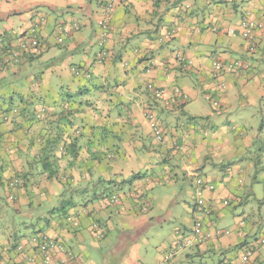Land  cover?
Wrapping results in <instances>:
<instances>
[{"label": "crops", "instance_id": "crops-1", "mask_svg": "<svg viewBox=\"0 0 264 264\" xmlns=\"http://www.w3.org/2000/svg\"><path fill=\"white\" fill-rule=\"evenodd\" d=\"M101 2L0 0V210L15 219L0 228V264H46L35 242L44 235L61 247L48 264H264V0H123L105 30ZM245 19L263 25L249 39ZM28 36L40 47L23 53ZM81 127L93 148L113 150L94 175L99 197L119 202L83 206L85 196L56 215L81 185L63 151L71 136L81 147ZM39 163L60 173L27 182ZM196 177L213 187L203 207ZM197 221L210 239L180 250Z\"/></svg>", "mask_w": 264, "mask_h": 264}, {"label": "trees", "instance_id": "trees-1", "mask_svg": "<svg viewBox=\"0 0 264 264\" xmlns=\"http://www.w3.org/2000/svg\"><path fill=\"white\" fill-rule=\"evenodd\" d=\"M99 5H103V2H101ZM0 51L2 52L1 54H3L4 47L1 46ZM16 63H18V62H16ZM213 74H214V71H213ZM214 78H216V77H214ZM149 88H150V86H149ZM153 91H154V89L150 88V92L153 93ZM154 98L159 100L155 96H154ZM41 111L43 112V110H41ZM41 111H39L38 114L36 115L37 119H38L39 114L42 113ZM148 111H151L152 113H154L156 118H157L158 126L160 127V129L162 131V140L160 142L159 141L158 142L162 143L165 140V134H164L163 129H162L161 125H160V120H159L158 116L156 115L155 108H153V109L149 108ZM148 111H146L145 114ZM145 119H146V117H145ZM38 120H40V119H38ZM80 129H81V131L79 133H81V137H80L81 138V147L78 146L79 145L78 144V138L77 137L73 138V136H71L72 138H69L70 144L68 146H66V147H63V151H64V153H67V154H69V156H71L70 158H71L72 162H70V164H69V165H71L70 169H73V166H74L77 170H81L82 171L81 172V185H80L81 187L79 186L78 189L75 190V191H74V189L73 190L69 189V195H70L69 198L68 199H66V198L63 199L61 201V204H60L61 206L59 208L53 210V212L55 214H58V215L62 214L61 216H63V214L66 215L67 212L69 211V209H72L73 207L76 206L77 201L75 200V195H77L79 199H81V197L85 198V196L89 197V200L86 201L85 205H83V206H88L89 203H93L94 199H96V198H99V200H101V201H105L107 206L116 205L119 202V196L114 194V193H112L111 191L110 192L108 191L106 193H101V195L99 197V195L97 193V187H96L97 184L95 183V181H97V178L94 175L95 171L100 170V166H103V167L107 166L105 164V161L108 159L107 158L108 154L110 152H113V150L107 149V148H105V146H101L99 148H93L94 147L93 146L94 138L93 137H89L86 134V132H84V127L83 128L81 127L78 130H80ZM83 139H87L85 144H82ZM84 148H86L88 156H86V157L85 156L84 157L81 156V158H80L79 157V152H80V150L82 152ZM51 158L52 159H56L55 152H53V151H51L50 154H47L46 158H44V159L45 160H48V159L51 160ZM95 162H98V163H100L102 165H97ZM34 166H36V165L34 164ZM59 169H60V167L58 166V164L56 165V164H50V163H44V164H40L39 163V165L37 164V172H36L38 174H34L33 177H31L32 179L27 180V182H32L33 179H36V178H39L38 179V181H39V180H41L42 176L45 173H48V172L51 173L52 177H54V176L56 177L57 174L60 173V172H58ZM85 173L87 174V177H89V181L86 182V183H84V180L82 178V176H84ZM84 178H85V176H84ZM14 181H17V185L14 186L11 183H9L8 186L10 187V189L18 188L19 186H23V184H24V182L21 179H19V178L14 180ZM123 183H121V184L123 185ZM194 185H195V183H194ZM9 199H10V196H9ZM87 209L88 208H85L84 212L88 213L89 210H87ZM69 221H70L69 223H71L73 221V219L69 218ZM95 228H96V233L98 234V237L102 238V235L104 234V231H102V229L98 228V226H96V225H95ZM42 237H46L48 239H52V238H50L49 236H46V235L39 236V237H37V239H39V241H41L43 239ZM58 245H60V244H58ZM22 251H23V249H22ZM22 251H21V253H23ZM35 262H36V258H35Z\"/></svg>", "mask_w": 264, "mask_h": 264}, {"label": "built area", "instance_id": "built-area-1", "mask_svg": "<svg viewBox=\"0 0 264 264\" xmlns=\"http://www.w3.org/2000/svg\"><path fill=\"white\" fill-rule=\"evenodd\" d=\"M103 2V10H102V18L99 21V26L102 29H106L108 27V18L109 16L115 11V9L120 5L123 0H102ZM42 23H36L33 26L32 33H36L40 30ZM263 28V25L260 23H257L255 21L245 19L242 22V29H243V36L247 39L251 38L253 36V33L255 30ZM229 34H233V30L228 31ZM172 33H168L167 37H171ZM2 39L0 38V42ZM40 42L37 38L32 37H23L20 42V49L23 53H26L29 51L30 48H39ZM2 52L0 51V54ZM105 54V53H104ZM14 57H16L15 61L19 62V57H17V54H13ZM215 70L213 77L219 78L223 74V65L221 61L218 59L214 62ZM229 70H232V68H229ZM150 88H152L150 86ZM153 95L157 98L161 97L162 93L159 90H154ZM214 106L217 108L218 103L214 102ZM145 117L149 123L150 128L153 131V134L157 141L162 140V131L160 127L158 126L157 118L154 113L151 111H148L145 114ZM12 185L16 186L17 181H14ZM195 185H196V195H197V207H203L205 205V199L203 198L204 191L207 189H213L212 186L206 185L204 180L202 178L196 177L195 178ZM12 198V197H11ZM183 234V233H182ZM210 234L206 233L204 231V225L202 221H197L194 225L192 235L190 237L183 238L184 242L180 243L178 248L184 249L185 247H192L196 246L197 244H202L206 240L210 239ZM43 239L39 241V239H35V242H37L36 246L38 248L39 253L44 255V259L46 260V264L49 263V255L51 252H54L55 250L61 249V247L58 246V241L53 239H48L46 237H42ZM262 245H264V238L261 240ZM23 247H18V251L21 252ZM71 257H73L72 253H69ZM243 260L246 262L248 261V258L245 257ZM29 261L34 263L35 258L31 257L29 258Z\"/></svg>", "mask_w": 264, "mask_h": 264}, {"label": "rangeland", "instance_id": "rangeland-1", "mask_svg": "<svg viewBox=\"0 0 264 264\" xmlns=\"http://www.w3.org/2000/svg\"><path fill=\"white\" fill-rule=\"evenodd\" d=\"M81 101H82V99H81ZM42 116H43V112L42 113H40L39 114V116H38V119H41L42 118ZM76 132V131H75ZM75 132H74V134H75ZM76 134H78V133H76ZM85 147V146H84ZM81 156L82 157H86V156H88V154H87V151H86V148H84L83 149V151L81 152V150H80V152H79V157L81 158ZM80 172H78V174H77V176H76V181H75V183L76 184H78V183H81V170H79ZM84 176H85V178H84ZM84 176H82V178H84L83 180H84V183H86V182H88L89 181V178L87 177V174L85 173V175ZM44 182V181H43ZM79 185V184H78ZM68 199L69 198V195H66L63 199ZM75 200L78 202V203H80L81 204V199H79L78 198V196L77 195H75ZM61 205L60 204H57V206L56 207H60ZM1 208V210L3 211V206H1L0 207ZM1 210H0V228H2V227H4L5 226V224H7V225H9V224H12V223H15L14 222V220L15 219H13L12 217H11V215H10V213H8V212H6V213H4V215L2 216L1 215ZM25 213H28L27 211H25ZM40 213V211H37V214H39ZM57 215V214H56ZM24 216H27V215H24ZM18 220V222L17 223H19V237L21 236L22 238H24V237H26L27 236V234L26 235H22V233L23 232H25V233H29L30 231H29V229H27V228H24L25 227V225L23 224V223H26V222H28V223H26V224H29V221H27V220H21V218L20 219H17ZM37 221V218H35L34 219V222H36ZM28 237V236H27ZM53 239V238H52ZM54 240V239H53ZM55 240H57V239H55ZM57 241H59V240H57Z\"/></svg>", "mask_w": 264, "mask_h": 264}]
</instances>
